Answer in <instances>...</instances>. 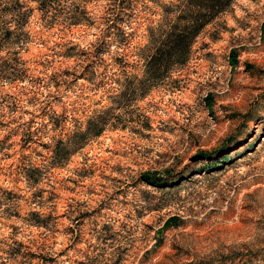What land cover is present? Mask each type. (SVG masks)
<instances>
[{
    "label": "rangeland",
    "instance_id": "obj_1",
    "mask_svg": "<svg viewBox=\"0 0 264 264\" xmlns=\"http://www.w3.org/2000/svg\"><path fill=\"white\" fill-rule=\"evenodd\" d=\"M83 1L36 11L0 49V248L23 243L33 264H264V0H233L184 66L156 70L169 0H128V37L91 79L52 80L83 70L61 51L103 34L73 22ZM87 2L94 17L115 4Z\"/></svg>",
    "mask_w": 264,
    "mask_h": 264
},
{
    "label": "trees",
    "instance_id": "obj_2",
    "mask_svg": "<svg viewBox=\"0 0 264 264\" xmlns=\"http://www.w3.org/2000/svg\"><path fill=\"white\" fill-rule=\"evenodd\" d=\"M233 0H169L164 4L163 11L165 15L173 14L174 26L163 36L159 41H155V48L153 55L147 60V63L156 70L166 62V57L170 54L177 56V63L184 66L188 62V53L191 44L203 32L206 26L210 25L216 17L225 12L231 5ZM34 2L36 7H32L29 3ZM60 0H7L6 5L0 13L2 16L9 17V22L14 29L8 27L0 31V49L6 42L13 40L14 32L17 31L18 37L21 34H26L25 27L30 19L35 16L36 11L44 17L50 16L53 13V7L58 5ZM91 2V0H89ZM83 7L74 10L72 20L75 24L96 27L103 26V34L90 47L79 50L78 45L71 44L68 48L61 51V56L65 59H74L77 62V67L82 68V71L70 72L63 70L56 72L52 76V80L59 75L73 76L76 79L90 80L91 75L88 73L87 67L94 64H101L103 62L102 55L111 54L110 45L119 46L121 42L126 40L127 34L121 29V24L125 23V16L128 15V10H131V5L128 0H115L114 7H110L105 11V15L101 17H94L93 13L87 10L89 4L87 0L83 1ZM50 14V15H49ZM98 18V19H97ZM101 19L102 21H100ZM97 28V27H96ZM19 44V42L17 43ZM124 45V44H122ZM126 55L122 58H117L112 55L111 65H118L124 63ZM5 64H9V60H2ZM17 61L24 63L20 57ZM94 74V73H93ZM27 76H18L17 79L25 82ZM58 84V81H55ZM102 128V127H101ZM96 128L92 133L93 137H99L102 134V129ZM81 135L86 133L80 132ZM89 135V136H90ZM59 149H55V155L59 154ZM53 159L54 156H53ZM59 164V163H57ZM147 181H153L149 176H144ZM34 215H36L34 213ZM33 222V221H32ZM35 224V223H32ZM6 248H0L5 257L0 256V264H33L35 255L30 251L26 252L28 246L20 242L13 244L5 243Z\"/></svg>",
    "mask_w": 264,
    "mask_h": 264
}]
</instances>
